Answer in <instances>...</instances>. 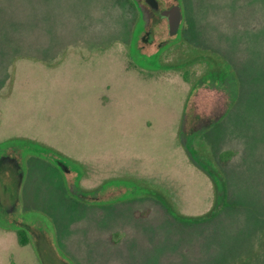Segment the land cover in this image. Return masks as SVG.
Segmentation results:
<instances>
[{"label":"rangeland","instance_id":"rangeland-1","mask_svg":"<svg viewBox=\"0 0 264 264\" xmlns=\"http://www.w3.org/2000/svg\"><path fill=\"white\" fill-rule=\"evenodd\" d=\"M155 1L0 0V264H264V0Z\"/></svg>","mask_w":264,"mask_h":264},{"label":"water","instance_id":"water-1","mask_svg":"<svg viewBox=\"0 0 264 264\" xmlns=\"http://www.w3.org/2000/svg\"><path fill=\"white\" fill-rule=\"evenodd\" d=\"M153 7H157V2L155 0H146ZM160 16L166 18L168 24V33L170 35L176 34L179 30L181 19H182V11L179 4H173L169 8L164 9L160 12ZM151 36V32H150ZM55 163L62 168L65 169L66 162H63L61 158H55Z\"/></svg>","mask_w":264,"mask_h":264},{"label":"trees","instance_id":"trees-1","mask_svg":"<svg viewBox=\"0 0 264 264\" xmlns=\"http://www.w3.org/2000/svg\"><path fill=\"white\" fill-rule=\"evenodd\" d=\"M186 79H187V77H186ZM230 154H231L230 151L222 152L220 155L221 160L226 161L227 159L230 158ZM17 239H18L19 244H21V245H24L27 243L28 236H27L24 229H18L17 230Z\"/></svg>","mask_w":264,"mask_h":264},{"label":"flooded vegetation","instance_id":"flooded-vegetation-1","mask_svg":"<svg viewBox=\"0 0 264 264\" xmlns=\"http://www.w3.org/2000/svg\"><path fill=\"white\" fill-rule=\"evenodd\" d=\"M146 1V0H145ZM148 3V2H147ZM161 17V16H160ZM163 18V17H162ZM166 19V18H165ZM167 21V20H166ZM156 22H158V19H153V23H156ZM151 30V27L146 31L147 33V35L148 36H145L144 35V33H145V28L144 27H140V26H138V27H136L135 29H134V34H136V35H139L140 34V32H141V35H140V39H143L144 41H151L152 39H153V37L152 36H150V33L149 32H151L150 31ZM179 31H180V29L178 30V33H179ZM178 33H176V34H178ZM175 35V34H174ZM154 56V55H153ZM65 169H68V167H67V165H65ZM69 170V169H68Z\"/></svg>","mask_w":264,"mask_h":264}]
</instances>
